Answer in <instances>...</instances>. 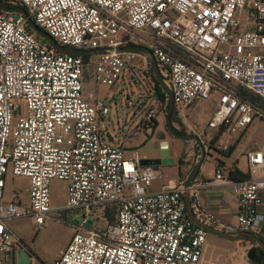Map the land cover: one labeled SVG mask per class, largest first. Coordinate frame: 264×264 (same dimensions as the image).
<instances>
[{"label":"built area","instance_id":"built-area-1","mask_svg":"<svg viewBox=\"0 0 264 264\" xmlns=\"http://www.w3.org/2000/svg\"><path fill=\"white\" fill-rule=\"evenodd\" d=\"M0 3L25 13L0 8V264H15L16 250L24 249L7 227L19 218H30L35 231L48 223L71 230L53 264H200L207 232L189 219L185 197L198 222L264 242V151L244 153L243 181L229 180L220 167L213 173L212 183L234 196L232 226L199 207L208 183L186 185V177L152 191L158 170L138 165L134 150L125 158L123 143L108 133V107L83 90L82 58H92L95 86L118 88L124 75L140 71L154 83L156 71L167 89L157 83L163 110L170 95L172 111L184 119L190 106L214 95L207 127L243 130L264 121L236 91L264 102V0ZM27 20L58 46L89 53H58ZM7 176L27 180L24 202L15 192L5 198ZM52 180L65 183L60 207L51 205Z\"/></svg>","mask_w":264,"mask_h":264},{"label":"rangeland","instance_id":"rangeland-1","mask_svg":"<svg viewBox=\"0 0 264 264\" xmlns=\"http://www.w3.org/2000/svg\"><path fill=\"white\" fill-rule=\"evenodd\" d=\"M91 71L92 58L90 60H85L83 90L85 92L92 91V94H96L97 98L108 107L109 113L107 117H109V119L107 120L106 118V129L109 134L115 135L116 138L120 139L123 143L125 158L129 157L133 150L137 152L140 159L154 156L158 157L159 143L161 141H165L167 145L169 144V149H176L179 150V152L181 151L185 153L193 150V154H196L195 151L198 147V145L195 144L197 143L196 141L191 139H178L167 133L165 129V113L167 108L163 110V105L158 100L155 93L156 88L155 91L151 93L150 85L153 84L154 86L153 80L149 79V81L147 80L148 82H146L145 79L147 78L143 72L137 71L139 73L135 74L133 77H130V75H124L123 80H125V82H121L118 85V88L117 86H113L112 88L97 86V88L93 83L92 74L90 75ZM236 91L243 99L264 113V102L260 101L253 94L239 88H237ZM127 101L133 103L130 110H124L121 106V104L126 103ZM214 104L215 97L214 95H211L206 100L194 103L192 112L189 114V112L186 111L184 119L178 117L173 111H171L169 116L172 117L176 131L179 134H199L201 137L207 134L209 139H213L212 141L215 142L217 136L224 132L219 143L214 144L213 146H211L212 144L210 143L208 146L213 151H215L214 148L225 151L234 141L229 138L231 131H225L227 127L226 125L217 128H209L206 124L209 117L212 116ZM115 111L117 115L113 113ZM125 111H130L132 115L126 118ZM147 114L151 115V119L154 121L153 125L151 124V120L148 123L144 120ZM191 120H193V123ZM251 126L252 133L249 136L250 139L254 141H264V121L253 119L250 127ZM246 128L243 130L236 129L237 134L240 136L242 134L244 135ZM246 138L243 140L241 139V146L252 147V140L249 138L246 140ZM192 142L194 143L192 144ZM206 143L208 144V141L205 142V145ZM196 160V157L193 156V164L197 162ZM157 183L158 181L155 180L150 186L154 187ZM26 189L27 180L24 177H8L5 182L4 196L9 198L12 193L15 192L18 194L19 199L24 202L26 200ZM49 195L53 207H60L63 205L65 183L58 180H52L49 184ZM60 227L66 226L60 225ZM238 235L239 234L234 237H238ZM257 239L261 240L260 238ZM232 241L233 242L224 243V245L220 246L218 249H214V252L209 255V262L206 264H245L246 261L250 262L246 258L247 250L252 247L259 248L254 241L247 237Z\"/></svg>","mask_w":264,"mask_h":264},{"label":"crops","instance_id":"crops-1","mask_svg":"<svg viewBox=\"0 0 264 264\" xmlns=\"http://www.w3.org/2000/svg\"><path fill=\"white\" fill-rule=\"evenodd\" d=\"M85 93L92 94V91H87ZM94 95L97 98L96 94ZM192 110L193 105L188 108L187 112H189L190 114ZM113 113L117 115L116 111ZM131 115L132 113L130 111H125L126 118L130 117ZM209 119L207 120L206 124L208 123ZM191 122L193 123V120H191ZM250 125L244 131L245 137L243 134L240 136L239 134H237L236 131L231 132L229 138L234 141L233 143H231L230 147L225 151L222 149L219 150L217 148H214L215 151H213L208 146L210 143L212 144L211 146L219 143L222 136L224 135V132L217 136L215 142L212 141L213 139H209L207 134L202 137L199 134L195 135L198 137L199 144L203 148L204 157L195 174L194 180L196 182L208 183V185L199 192V207L207 214L211 215L213 219L220 221L228 226H232L235 222L234 196L232 195L230 189L227 186L212 183V176L216 169L217 163L219 162L221 163L220 167L223 169L224 172H227L228 170L234 168L240 171L241 173H246V161L244 153L251 150L264 151V141H254L250 139L249 136L252 133V126L250 127ZM228 130L229 129H226L225 131ZM244 138H246V140H248V138L252 140V147L241 146L242 143L240 142ZM207 141L208 144L206 143L205 145V142ZM193 143L194 142H192V144ZM195 144L198 145L195 151L196 154H193V150L191 152L185 153L181 151L179 152V150L176 149H169V144L167 145L168 157L173 160V163L168 166L156 167L159 172V179L156 180L158 181V183L154 187H151L152 191L158 190L162 185H166L167 183L169 185L176 184L178 181L188 177L192 168L196 164H193V156H195L198 160L201 154V151L199 150V144ZM229 149L230 151H228ZM226 151H228L227 156H223L221 153H226ZM153 158L157 157L154 156L146 159ZM8 177L10 176H7L6 180L8 179ZM5 198L8 197L5 196ZM7 227L20 240L21 245L29 256V264H53L57 252L67 245L71 236V230L67 226L60 227L59 224L57 225L55 223H48L43 229L35 231L33 222L30 218H19L15 219V221H9L7 223ZM229 236L234 237L235 235ZM229 242L233 241L222 239L217 235L207 232L205 236L203 255L200 264H206L207 262H209V255L214 252V249H218L220 246H223L224 243ZM245 264L255 263L246 261Z\"/></svg>","mask_w":264,"mask_h":264},{"label":"water","instance_id":"water-1","mask_svg":"<svg viewBox=\"0 0 264 264\" xmlns=\"http://www.w3.org/2000/svg\"><path fill=\"white\" fill-rule=\"evenodd\" d=\"M7 7H9V6H7V4L0 3L1 9H5ZM9 8L11 10H13L14 12L25 15L24 11L19 7H9ZM27 23H28L29 27L35 32V34L37 36H39L41 39L47 41L60 54L82 56V55H86L89 53L88 51H68L64 47L58 46L49 36L42 33L31 21L27 20ZM131 50L132 51H140L142 49L139 47H133ZM154 78H155V81L158 83L159 87L163 91L167 92L166 86L161 82L156 71H154ZM171 111H172V101H171V97L169 95L168 96V107H167V111L165 113V123H166L167 129L176 138L184 139V140L191 139V140L196 141L199 144V139L195 135L176 134L173 132V130L171 129V125L169 123V115H170ZM199 150L201 151V154H200L199 159L197 160L196 164L194 165V167L192 168L191 172L189 173V175L187 177L186 185H189L191 183V181L194 179L195 174H196V172H197V170H198V168H199V166L203 160L204 153H203V148L200 144H199ZM172 163H173V160L168 157L167 143L165 141H161L159 143V155L157 158H153V159L143 158V159H140L138 161V165H140V166H151V167L168 166V165H171ZM185 208H186V212H187L189 219L195 225L204 229L206 232L217 235V236H219L225 240H237V239H241L243 237L250 238L252 241H254L258 245L259 248H257V247L249 248L246 252V258L252 263L264 264V243L261 240L257 239L254 235H252L251 233H240L238 235V237H233V236H229V235H227V234H225L219 230L213 229L209 226H206V225L198 222L194 218L193 214L191 213V211L189 209L188 197H185ZM15 264H29V256L26 253L25 249H21V248L17 249Z\"/></svg>","mask_w":264,"mask_h":264},{"label":"trees","instance_id":"trees-1","mask_svg":"<svg viewBox=\"0 0 264 264\" xmlns=\"http://www.w3.org/2000/svg\"><path fill=\"white\" fill-rule=\"evenodd\" d=\"M82 58H83L84 61L86 60V59H85V56H82ZM154 84H155V88H156V95H157V97H158V98H162L161 94H159V93H160V90H159V87H158V85H157V82L154 81ZM169 118H170V121H172V120H171L172 117L169 116ZM151 124H152V125L154 124L153 119H152V121H151ZM228 151H230V149H229ZM228 151H226V153H221V152H219V153H221L223 156H227ZM220 165H221L220 162L217 163L216 168H219ZM220 168H221V167H220ZM226 175H227V178H228L229 180L234 181V182H240V181H243V180H245V179L247 178V174H246V173H241L240 171H238L237 169H234V168L231 169V170H228V171L226 172Z\"/></svg>","mask_w":264,"mask_h":264},{"label":"flooded vegetation","instance_id":"flooded-vegetation-1","mask_svg":"<svg viewBox=\"0 0 264 264\" xmlns=\"http://www.w3.org/2000/svg\"><path fill=\"white\" fill-rule=\"evenodd\" d=\"M171 120H172V118H171ZM169 123L171 124V129L173 130V132L176 133V134H179V133L176 131V128H175L174 122H173V121H170V118H169ZM165 129H166L167 133H169L170 135L174 136V135L171 134V133L169 132V130L167 129L166 123H165Z\"/></svg>","mask_w":264,"mask_h":264}]
</instances>
